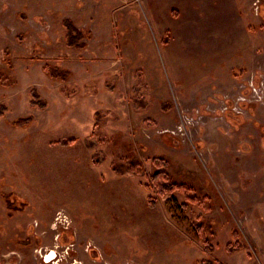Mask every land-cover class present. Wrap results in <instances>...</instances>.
Segmentation results:
<instances>
[{"label":"rangeland","instance_id":"374dc122","mask_svg":"<svg viewBox=\"0 0 264 264\" xmlns=\"http://www.w3.org/2000/svg\"><path fill=\"white\" fill-rule=\"evenodd\" d=\"M251 82L264 0H0V264H264Z\"/></svg>","mask_w":264,"mask_h":264},{"label":"built area","instance_id":"2783aa9c","mask_svg":"<svg viewBox=\"0 0 264 264\" xmlns=\"http://www.w3.org/2000/svg\"><path fill=\"white\" fill-rule=\"evenodd\" d=\"M260 84V83H259ZM258 84V85H259ZM257 85V86H258ZM248 88H249V91L250 92H252L253 90L256 92V93H260V94H264V82H262L261 83V87H256V85L254 84V82H251L250 83V85L248 84ZM247 99V98H246ZM246 99L245 100H243V101H246ZM234 110H236L235 108H234ZM237 111V110H236ZM239 112V111H238ZM186 121L184 120L183 122L181 121V123H179L178 125H177V127H178V129L180 130V131H183L184 130V128L186 127Z\"/></svg>","mask_w":264,"mask_h":264},{"label":"flooded vegetation","instance_id":"af4514ba","mask_svg":"<svg viewBox=\"0 0 264 264\" xmlns=\"http://www.w3.org/2000/svg\"><path fill=\"white\" fill-rule=\"evenodd\" d=\"M67 227V226H66ZM55 228H57V227H55ZM60 236V234H58V236L57 237H59ZM10 253V252H9ZM11 254V253H10ZM10 257H11V255H10ZM61 260V259H60Z\"/></svg>","mask_w":264,"mask_h":264},{"label":"bare ground","instance_id":"6f19581e","mask_svg":"<svg viewBox=\"0 0 264 264\" xmlns=\"http://www.w3.org/2000/svg\"><path fill=\"white\" fill-rule=\"evenodd\" d=\"M53 253H54V252H52V254H53ZM52 254H51V255H52Z\"/></svg>","mask_w":264,"mask_h":264},{"label":"trees","instance_id":"16d2710c","mask_svg":"<svg viewBox=\"0 0 264 264\" xmlns=\"http://www.w3.org/2000/svg\"><path fill=\"white\" fill-rule=\"evenodd\" d=\"M161 161V160H160ZM163 164H165V163H163Z\"/></svg>","mask_w":264,"mask_h":264}]
</instances>
